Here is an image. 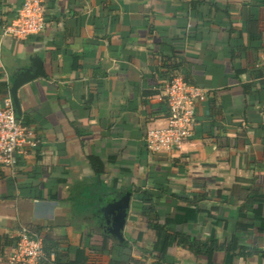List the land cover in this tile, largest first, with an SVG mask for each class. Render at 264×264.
Returning <instances> with one entry per match:
<instances>
[{"label":"crops","instance_id":"crops-1","mask_svg":"<svg viewBox=\"0 0 264 264\" xmlns=\"http://www.w3.org/2000/svg\"><path fill=\"white\" fill-rule=\"evenodd\" d=\"M23 1L0 0V105L31 56L45 76L17 90L39 142L0 162V264L23 227L48 264H264V0H43L45 28L20 39ZM176 74L205 91L193 135L149 152ZM127 193L120 241L101 209Z\"/></svg>","mask_w":264,"mask_h":264},{"label":"built area","instance_id":"built-area-1","mask_svg":"<svg viewBox=\"0 0 264 264\" xmlns=\"http://www.w3.org/2000/svg\"><path fill=\"white\" fill-rule=\"evenodd\" d=\"M46 17L43 0H24L17 17L7 26L6 32L16 38H26L45 28ZM264 69V50L259 62ZM167 105L165 123L147 128L144 141L149 152L167 153L193 135L196 125L195 102L203 99L204 89L189 83L181 74L173 75L164 85ZM39 141L32 131L17 117L8 95L0 105V162L14 167L18 156ZM45 257L43 240L29 228L19 230L18 241L7 258V264H39ZM54 254H50V259Z\"/></svg>","mask_w":264,"mask_h":264},{"label":"water","instance_id":"water-1","mask_svg":"<svg viewBox=\"0 0 264 264\" xmlns=\"http://www.w3.org/2000/svg\"><path fill=\"white\" fill-rule=\"evenodd\" d=\"M30 60L31 65L21 67L13 76L9 89L17 117L21 115L20 103L17 97L18 88L34 78L45 76L41 58L31 56ZM129 198V193L119 198H113L101 209L108 226V232L120 241L123 240L122 229L128 212Z\"/></svg>","mask_w":264,"mask_h":264},{"label":"trees","instance_id":"trees-1","mask_svg":"<svg viewBox=\"0 0 264 264\" xmlns=\"http://www.w3.org/2000/svg\"><path fill=\"white\" fill-rule=\"evenodd\" d=\"M20 121H21V123L23 125L26 126V124L23 123V121L21 119H20ZM141 199H144V198H141ZM156 217H157V215H156ZM52 247H54V246L48 245V243L46 241L43 242V248H44V252H45V257L42 258L39 261V264H48L49 260H50V254L51 253L54 254V257H53L54 259H53L52 262L57 260L56 249L52 248ZM203 247L207 248L208 251H212V250H215V249L223 248V245H217L215 243V240L212 239L209 244L203 245ZM230 247L232 248V242L228 243V247L227 248L229 249ZM257 252H259L260 255L262 256V258H264V249L259 250ZM239 253L240 254H244V247L243 246L240 247ZM124 255H125V262L115 261V260L112 259V260H110V262L108 264H141L140 261H138L136 259L130 261V258H129L130 252H126ZM80 264H83V263L81 262ZM154 264H159V262H156Z\"/></svg>","mask_w":264,"mask_h":264},{"label":"flooded vegetation","instance_id":"flooded-vegetation-1","mask_svg":"<svg viewBox=\"0 0 264 264\" xmlns=\"http://www.w3.org/2000/svg\"><path fill=\"white\" fill-rule=\"evenodd\" d=\"M106 228H108V226H106Z\"/></svg>","mask_w":264,"mask_h":264}]
</instances>
